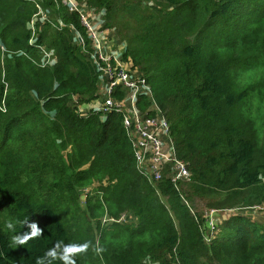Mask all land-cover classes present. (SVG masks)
<instances>
[{"label":"trees","instance_id":"1","mask_svg":"<svg viewBox=\"0 0 264 264\" xmlns=\"http://www.w3.org/2000/svg\"><path fill=\"white\" fill-rule=\"evenodd\" d=\"M78 1L125 44L192 177L148 181L120 113H79L100 95L77 12L0 0V264H48L57 242L89 245L62 253L75 264H264V228L237 213L206 243L199 209L264 203V0ZM37 4L51 21L31 42ZM32 224L42 234L15 244Z\"/></svg>","mask_w":264,"mask_h":264},{"label":"built area","instance_id":"2","mask_svg":"<svg viewBox=\"0 0 264 264\" xmlns=\"http://www.w3.org/2000/svg\"><path fill=\"white\" fill-rule=\"evenodd\" d=\"M55 2L59 3V0ZM61 3L70 12L79 14L89 40L90 47L84 48V51L98 76L100 95L93 100L94 107L90 109L104 116L114 111L122 115V123L133 147L137 169L148 181L168 179L175 187L190 181L191 170L186 161L177 154L167 118L153 99L147 79L124 59L125 44L117 37L114 29L103 27V11H98L78 0H61ZM49 21L51 19L48 12L37 4V11L30 22L31 42L37 37V23L44 24ZM74 40L84 47L85 38L76 29ZM43 51L48 57L46 63H52L49 53L44 49ZM140 95H145L151 100V106L146 111L138 107ZM87 110L83 105L79 106L80 114H85ZM186 203L188 204L187 201ZM254 208L264 212V203L249 209ZM236 211L242 209L206 208L201 211V231L206 243H210L218 236L222 223L237 214ZM132 219L130 214H123L120 218L121 221Z\"/></svg>","mask_w":264,"mask_h":264},{"label":"clouds","instance_id":"3","mask_svg":"<svg viewBox=\"0 0 264 264\" xmlns=\"http://www.w3.org/2000/svg\"><path fill=\"white\" fill-rule=\"evenodd\" d=\"M10 228L12 225H8ZM32 228V231L30 235H26L24 237H14V243L15 244H20L23 245L27 243V240L32 237H36L37 235L42 234V229H39L36 224H32L30 226ZM89 245L84 244V245H63L62 242H57V245L53 248L50 249L48 253H46V259L48 261V264H52V261L56 260L57 258L63 259L64 264H75V260L72 259L70 260L67 256L63 255L62 253H70L74 249H79L80 251H87ZM94 251L99 254L103 250L100 248H95ZM38 264H44V260L42 259L41 261L38 262Z\"/></svg>","mask_w":264,"mask_h":264},{"label":"rangeland","instance_id":"4","mask_svg":"<svg viewBox=\"0 0 264 264\" xmlns=\"http://www.w3.org/2000/svg\"><path fill=\"white\" fill-rule=\"evenodd\" d=\"M30 22H31V21H30ZM29 27H30V23H29ZM37 28H38V27H37V25H36V36L38 35ZM30 29H31V27H30ZM31 31H32V30H31ZM50 57H51V56H50ZM51 59H52V58H51ZM94 102H95V101H93V102H91V103H87V102L82 101V102L80 103V105H83V106H84V109H90V108L94 107ZM94 186L96 187L97 184H94V185L88 187V188H87V191H94V190H95V187H94ZM86 196H87V193H84V194L82 195V198H83V199H86ZM206 208H207V206H205V205H200V207H199L200 211H202V210H204V209H206ZM236 213H242L243 215L249 217L250 219H253L254 217H255V219H257L258 214L264 216V212H262L260 209H257V208H254V209H245V210H242V211H236ZM5 214H6L5 211H0V218H1L2 221H6V220H7ZM6 215H7V214H6ZM7 216H8V215H7ZM256 221H257V220H255V222H256ZM221 226H222V225H221ZM253 226L256 227V228H260L261 224H260L259 222H256V223H253ZM84 244H86V242H84L82 245H84ZM145 264H149V263H145ZM170 264H172V262H171Z\"/></svg>","mask_w":264,"mask_h":264},{"label":"crops","instance_id":"5","mask_svg":"<svg viewBox=\"0 0 264 264\" xmlns=\"http://www.w3.org/2000/svg\"><path fill=\"white\" fill-rule=\"evenodd\" d=\"M254 222H255V220H257L256 222H259L260 224H261V228H264V216L263 215H259L258 214V217H257V219H255V217L252 219ZM255 222V223H256Z\"/></svg>","mask_w":264,"mask_h":264}]
</instances>
